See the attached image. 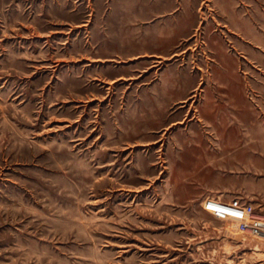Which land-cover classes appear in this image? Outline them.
Listing matches in <instances>:
<instances>
[{
    "label": "rangeland",
    "instance_id": "obj_1",
    "mask_svg": "<svg viewBox=\"0 0 264 264\" xmlns=\"http://www.w3.org/2000/svg\"><path fill=\"white\" fill-rule=\"evenodd\" d=\"M264 0H0V264H264Z\"/></svg>",
    "mask_w": 264,
    "mask_h": 264
},
{
    "label": "built area",
    "instance_id": "obj_2",
    "mask_svg": "<svg viewBox=\"0 0 264 264\" xmlns=\"http://www.w3.org/2000/svg\"><path fill=\"white\" fill-rule=\"evenodd\" d=\"M204 209L216 218L230 221L234 228L242 234L264 238V215L257 212L255 205L241 199L223 201L208 199Z\"/></svg>",
    "mask_w": 264,
    "mask_h": 264
}]
</instances>
